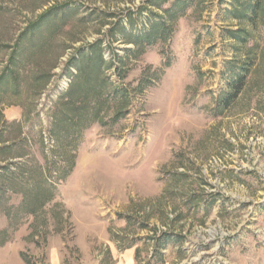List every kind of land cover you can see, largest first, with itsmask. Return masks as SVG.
Returning <instances> with one entry per match:
<instances>
[{
  "label": "rangeland",
  "instance_id": "rangeland-1",
  "mask_svg": "<svg viewBox=\"0 0 264 264\" xmlns=\"http://www.w3.org/2000/svg\"><path fill=\"white\" fill-rule=\"evenodd\" d=\"M254 4L0 0V264H264Z\"/></svg>",
  "mask_w": 264,
  "mask_h": 264
},
{
  "label": "trees",
  "instance_id": "trees-1",
  "mask_svg": "<svg viewBox=\"0 0 264 264\" xmlns=\"http://www.w3.org/2000/svg\"><path fill=\"white\" fill-rule=\"evenodd\" d=\"M261 5H262V0H255V4L253 6V12L255 15H257L258 13V10L261 8ZM155 25H158V24H155ZM155 27V26H154ZM146 41L147 42H150L152 41L153 39V33L149 32L146 33ZM245 81H246V78L245 76L244 77H241L239 78L238 80H236V82H234L232 85H231V89L233 90L232 94L224 101V103L226 105H230V103L233 101L234 98L238 97V94L242 91L243 87H244V84H245Z\"/></svg>",
  "mask_w": 264,
  "mask_h": 264
},
{
  "label": "crops",
  "instance_id": "crops-1",
  "mask_svg": "<svg viewBox=\"0 0 264 264\" xmlns=\"http://www.w3.org/2000/svg\"><path fill=\"white\" fill-rule=\"evenodd\" d=\"M130 260H132V259L128 257L127 263H125V264H130L131 263Z\"/></svg>",
  "mask_w": 264,
  "mask_h": 264
}]
</instances>
